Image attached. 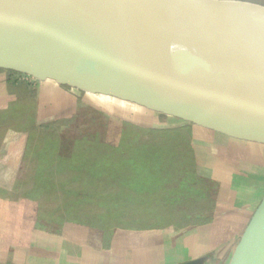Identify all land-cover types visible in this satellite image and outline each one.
I'll return each instance as SVG.
<instances>
[{"label":"rangeland","instance_id":"rangeland-1","mask_svg":"<svg viewBox=\"0 0 264 264\" xmlns=\"http://www.w3.org/2000/svg\"><path fill=\"white\" fill-rule=\"evenodd\" d=\"M242 1L264 6V0ZM4 69L13 75L14 81L26 86L34 99L40 79ZM62 85L80 93L71 100L61 97L69 108L66 113L47 122L43 119L47 117L45 110L38 115L35 110L33 119L41 129H52L55 149L71 146L68 157L74 159L69 166L57 165L50 174L60 190L67 185L86 187L97 182L89 172L97 167L92 156L86 155L92 145L100 143L127 151L161 139L169 144L175 138L178 153H192L193 170L198 177H194L193 186L198 187L197 180L206 181L201 185L207 191L204 196L194 195L198 208L189 219L184 216L190 221L188 224L176 225L172 220L144 228L120 223L99 227L76 221L63 214L59 207L61 200L46 201L48 193L37 194L29 189L32 188L29 184L39 177L29 175L26 161L20 157L29 144V132L8 126L0 141V256L25 264H236L244 231L259 205L256 203L250 209L251 204L258 189L264 186L260 183L264 181V142L207 127L208 158L206 144L200 137L203 125L141 104L133 105L119 97L108 98L103 94L92 97L78 86ZM10 107L0 110V114ZM7 112V119L1 123L25 121L23 110L21 119L19 111ZM82 159L86 163L81 164ZM164 165L165 173L170 172L163 184L167 189L183 178L186 170L181 166L177 174H171L170 162L164 160ZM228 165L231 167L228 172L217 174ZM61 167L63 170L58 171ZM187 203L180 206L186 209ZM263 261L264 248L253 264Z\"/></svg>","mask_w":264,"mask_h":264},{"label":"water","instance_id":"water-1","mask_svg":"<svg viewBox=\"0 0 264 264\" xmlns=\"http://www.w3.org/2000/svg\"><path fill=\"white\" fill-rule=\"evenodd\" d=\"M97 1L124 26L122 33H67L32 23L0 3L9 20L0 21V68L54 78L264 142L263 126L185 103L216 85L264 74V6L205 0L178 15L154 0ZM263 248L264 196L244 231L236 264H253Z\"/></svg>","mask_w":264,"mask_h":264},{"label":"trees","instance_id":"trees-1","mask_svg":"<svg viewBox=\"0 0 264 264\" xmlns=\"http://www.w3.org/2000/svg\"><path fill=\"white\" fill-rule=\"evenodd\" d=\"M19 86V98L11 104L10 109L0 114V141L10 126L28 130L29 144L24 159L26 169L30 170L29 175L39 176L35 178L37 182L29 184L32 187L29 189L34 193H48L46 201H62L59 207L65 216L99 227L120 223L144 228L170 223L172 220L176 225L190 222V214L198 208L194 195H205L207 189L202 188L201 184L206 181H195L198 189L193 186L196 174L193 170L192 153H178L174 146L175 138H172L173 141L169 144L161 139L127 151L118 147L111 149L108 145L100 143L92 145L87 149L86 155L92 156L93 164L97 167L89 171L97 182L89 183L92 185L86 187L67 185L60 190L50 174L55 172L54 167L57 165L69 166L70 161L74 159L68 157L72 151L71 146L55 149L53 144L56 140L52 136V129H41L33 122L35 104L31 91L22 84ZM21 110L26 114L22 123H1L7 119V111H19L21 119ZM47 124L56 126L54 123ZM78 152L76 151V155ZM164 160L170 162L171 174H177L181 166L186 170L184 177L177 179L178 182L167 189L163 184L168 180L170 172L165 173ZM84 163L85 160L81 162ZM61 170L63 167L58 171ZM94 186L106 188L94 189ZM183 202H188L186 209L180 206ZM186 215L189 216L188 219L184 217Z\"/></svg>","mask_w":264,"mask_h":264},{"label":"bare ground","instance_id":"bare-ground-1","mask_svg":"<svg viewBox=\"0 0 264 264\" xmlns=\"http://www.w3.org/2000/svg\"><path fill=\"white\" fill-rule=\"evenodd\" d=\"M170 13L182 15L205 0H154ZM0 3L37 25L79 34H117L124 26L97 0H0ZM0 21L9 22L1 14ZM203 109L248 125L264 127V74L219 84L185 100Z\"/></svg>","mask_w":264,"mask_h":264},{"label":"crops","instance_id":"crops-1","mask_svg":"<svg viewBox=\"0 0 264 264\" xmlns=\"http://www.w3.org/2000/svg\"><path fill=\"white\" fill-rule=\"evenodd\" d=\"M19 85L20 84L14 81L13 75H11L9 71L5 70L4 68L0 69V110L7 109L9 106H11V104H13L19 98V93H18V90L20 87ZM79 94H80L79 91L75 90V88L64 87L62 83L58 82L54 78L49 77L45 79H40L38 83V90L35 88V95L33 99L34 104L36 106L35 107L36 108L35 110L37 112L36 115H38V112L45 110V115H47V117H44L43 119L47 122L54 121L58 119L61 113H66V110L69 109L68 105L65 104L64 101H62L61 97H64V99L69 98L71 100L72 97L76 98L78 97ZM87 94H90L92 97L95 95H99V96L102 95V93H96V92H90V91H87ZM103 95L108 98L112 97V95H107V94H103ZM108 98H105V99H108ZM120 100L129 102L130 104H133V105L138 104L137 102H134L131 100H126L122 98H120ZM39 107H40V110H39ZM63 116L64 118H66L65 115ZM37 121L42 122L38 117H37ZM206 128L207 127L205 128L203 127L201 131L202 132L201 135L203 136H200V137H201V140L204 141L206 144L205 154L209 158V129H206ZM20 157L23 158L24 156L20 155ZM221 168H224V166ZM230 168L231 167L228 165L225 167V169L222 172H218L217 174L219 175L224 174V172H228ZM205 176H209V174L206 173ZM260 183L262 185V183L264 184V181L261 180ZM263 195H264V186L258 189V193L255 196L254 203L251 204L250 209H252L254 205H256V203L257 205L258 203H260V200L263 198ZM0 264H25V263H22L21 261L19 260L17 261L15 259H7L6 257L1 255ZM29 264H33V263H29Z\"/></svg>","mask_w":264,"mask_h":264}]
</instances>
